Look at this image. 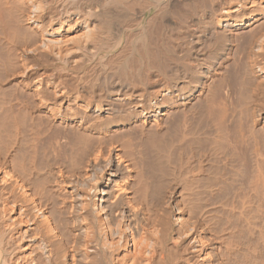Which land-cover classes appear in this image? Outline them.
Segmentation results:
<instances>
[{
	"label": "bare ground",
	"instance_id": "obj_1",
	"mask_svg": "<svg viewBox=\"0 0 264 264\" xmlns=\"http://www.w3.org/2000/svg\"><path fill=\"white\" fill-rule=\"evenodd\" d=\"M0 264H264V0H0Z\"/></svg>",
	"mask_w": 264,
	"mask_h": 264
}]
</instances>
